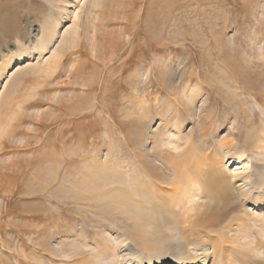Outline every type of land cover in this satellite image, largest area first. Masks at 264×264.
<instances>
[{"label": "bare ground", "instance_id": "bare-ground-1", "mask_svg": "<svg viewBox=\"0 0 264 264\" xmlns=\"http://www.w3.org/2000/svg\"><path fill=\"white\" fill-rule=\"evenodd\" d=\"M75 1L79 4V0ZM87 1L86 17L100 4V0ZM50 13L32 48L35 57L4 75L0 103L6 100L22 69L33 74L57 75L64 55L77 48L80 40L97 55L103 39L100 35L78 34L81 27L78 12L72 23L62 29L57 16ZM228 43L231 51L239 50L234 38ZM256 53L254 57L263 59L264 64L263 46H258ZM242 59L246 66L249 64L247 67L253 63L252 56ZM77 66L79 62L69 64L67 79H73ZM157 66L159 82L169 87L172 98L154 96L156 101L150 102L151 70L146 66L139 65L129 76L132 81L139 78L142 81V86L135 87V95L130 97L132 106L125 109L128 114L135 113L139 128L133 135L139 148L133 162L115 158L106 148L96 155L94 152L87 155L80 167L72 168L73 172L60 180L59 168H54L55 164L52 168L46 166V175H41L48 173L50 180H56L55 196L59 201L73 202L78 215L71 224L53 227L52 243L46 245L47 237L42 233L39 241L35 240L43 250L42 255L30 262L23 257L24 264H264V104L247 89L245 93L258 106V120L262 122L258 123L252 111L241 115L243 119L238 122L239 115L232 110L220 120L214 109L209 108L211 88L226 94V98L221 96L226 101L230 95L233 102L241 100L240 94L244 92L238 93L236 76L243 69L228 68L232 74L227 76L207 72L210 77L203 79L201 70L193 66L172 67L160 61ZM124 67L121 65V69ZM261 86L260 93L264 96V83ZM179 89L182 93L178 96ZM81 101H73L71 108L92 107L89 100ZM157 108L155 123L152 110ZM173 113L176 114L171 121ZM221 133L224 134L220 136ZM107 136L105 132L103 138ZM73 151L74 148L71 156ZM119 152L120 149L118 156ZM144 155L151 158L147 164L139 161V156ZM156 159L160 162L156 163ZM235 164L242 170L231 168ZM40 182L42 186L37 185V189H45L46 181ZM84 213L92 216L87 223ZM65 226L67 230L63 233ZM8 243L11 245L12 241ZM17 259H13L14 263Z\"/></svg>", "mask_w": 264, "mask_h": 264}, {"label": "rangeland", "instance_id": "rangeland-1", "mask_svg": "<svg viewBox=\"0 0 264 264\" xmlns=\"http://www.w3.org/2000/svg\"><path fill=\"white\" fill-rule=\"evenodd\" d=\"M63 3L58 0H0V92L6 74L35 57L32 48L50 12L57 16L61 29L70 25L78 12L81 21L78 34H95L103 39L97 55L81 40L77 48L69 49L58 76L33 74L22 69L18 77H14L15 85L7 93L6 100L0 103V264H24L23 257L35 261L43 252L35 240L39 241L44 233L46 245L52 243L53 227L71 224L78 215V207L73 202L59 201L55 196L57 182L55 179L51 182L48 173L44 176L47 167L59 168L57 177L60 180L73 172L72 168L80 167L82 159L106 148L115 158L133 162L139 149L133 135L139 128H136L135 113L128 114L125 109L132 106L130 97L135 95L134 88L142 86L140 78L134 81L129 78L139 65L151 70V103L159 96L172 98L169 87L159 82V61L172 67L199 68L203 79L210 77L207 72H213L214 76L231 75L228 70L238 66L236 69L244 70L236 76L238 93L244 92L240 94L241 100L233 102L230 95L226 101L222 99L226 94L211 88L209 108L214 109L220 120L234 111L240 122L241 115L252 111L258 123L262 122L258 120V106L245 92L253 91L257 100L264 104V96L260 93L264 64L263 59H256L258 46H263L264 53V0H100L88 17L87 0H79V4L75 0ZM60 5L66 6L63 9ZM231 38L240 45L236 52L230 49ZM249 42H253L252 45ZM241 53L243 57H253L250 68ZM73 62H79V67L69 80L65 73ZM123 63H127L126 67ZM121 65L124 68L121 69ZM181 93L179 89L177 95ZM77 100H89L92 107L72 109ZM158 110H152L153 119H157ZM173 114L171 121L176 113ZM105 132L108 136L103 138ZM73 148L76 150L74 157L70 155ZM119 149L121 156L116 154ZM139 159L147 164L151 158L144 155ZM157 160L154 161L160 162ZM237 167L238 172L242 170L237 164L231 168ZM42 180L46 181L45 189H37V185L42 186ZM30 184L36 190H32ZM84 216L85 223L92 218L88 213ZM11 241L12 246L8 243ZM13 259H17L15 263Z\"/></svg>", "mask_w": 264, "mask_h": 264}]
</instances>
